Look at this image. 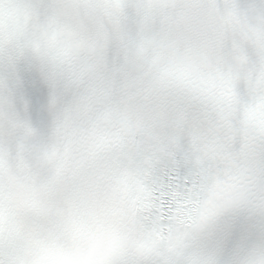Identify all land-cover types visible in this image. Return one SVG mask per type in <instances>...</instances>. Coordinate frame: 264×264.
Listing matches in <instances>:
<instances>
[{"label":"clouds","instance_id":"obj_1","mask_svg":"<svg viewBox=\"0 0 264 264\" xmlns=\"http://www.w3.org/2000/svg\"><path fill=\"white\" fill-rule=\"evenodd\" d=\"M0 264H264V0H0Z\"/></svg>","mask_w":264,"mask_h":264}]
</instances>
